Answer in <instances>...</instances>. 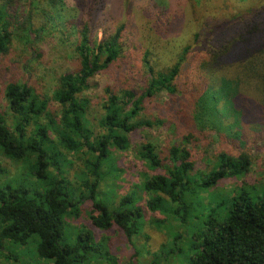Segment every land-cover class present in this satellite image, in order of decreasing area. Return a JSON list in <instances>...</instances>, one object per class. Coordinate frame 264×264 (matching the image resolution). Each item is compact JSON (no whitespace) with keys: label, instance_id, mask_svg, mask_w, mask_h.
Returning <instances> with one entry per match:
<instances>
[{"label":"trees","instance_id":"16d2710c","mask_svg":"<svg viewBox=\"0 0 264 264\" xmlns=\"http://www.w3.org/2000/svg\"><path fill=\"white\" fill-rule=\"evenodd\" d=\"M132 1L128 18L103 24L102 38L96 33L106 0L79 2L85 16L67 22L77 24V64L59 77L51 98L57 109L27 83L5 86V112L12 122L0 102V154L25 167L17 178L0 182V260L20 264L17 249L30 242L40 264L106 260L110 251L96 231H118L129 241L142 231L136 193L118 203L104 201L98 190L100 170L114 150L129 149L132 134L164 124L141 113L147 99L167 92L178 101L170 117L177 139L158 146L146 138L139 149L141 187L149 195L157 194L147 200L148 208L157 210L164 198L178 205L175 213H187V199L193 198L196 186L237 181L224 215L211 214L204 229L192 237L189 264H264V178L251 175L254 154L264 149V0L236 4V12L251 15L242 25L208 30L199 22L196 28L178 26L174 34L170 26H160L159 46L146 50L143 57L145 84L105 87L97 101L102 112L96 127L89 117V92L97 87L96 77L137 50L128 34L129 17L135 12H130ZM151 6L164 15L163 1L153 0ZM65 10L66 0H0V59L16 43L39 42ZM60 146L81 153L83 184L74 186L68 180L63 168L67 155ZM196 153L209 159L204 170H194ZM26 176L40 187L28 185ZM81 207H87L86 227L65 242L66 218L77 216ZM177 240L175 249L156 253L150 264L174 256ZM132 264L145 263L135 254Z\"/></svg>","mask_w":264,"mask_h":264},{"label":"rangeland","instance_id":"374dc122","mask_svg":"<svg viewBox=\"0 0 264 264\" xmlns=\"http://www.w3.org/2000/svg\"><path fill=\"white\" fill-rule=\"evenodd\" d=\"M81 0H66L67 10L62 12V19L52 22L49 30L44 32L39 42L32 46L25 44H15L10 54L0 59V102L1 111L9 122H12L11 115L5 112L6 99L4 97L5 86L10 82L27 83L34 87L43 97L50 100L51 107L57 109V104L53 98L54 92L59 85V77L66 72L72 71L77 64V54L75 43L78 38L76 25L68 20L79 21L85 16V10L79 3ZM131 1V0H130ZM129 0H106L103 15L100 16L102 23L96 35L102 38L104 35V25L128 18ZM163 1L166 11L161 17L158 8H152L153 0H133V12L130 14V25L128 34L130 40L135 41L137 50L127 60L115 62L104 74L96 77V89L89 92L93 102L89 107V117L98 127L97 119L100 117L102 109L97 101L102 97L103 89L107 86L141 87L147 79V70L143 63L146 50L159 46L158 31L163 27H171L172 34L178 26L189 24L188 28H196L199 22L203 26L212 30L215 26H229L231 24L242 25L250 18V14L239 10L236 12V4L246 0H155ZM147 6V7H146ZM146 7V8H145ZM136 8V9H135ZM132 15V16H131ZM71 17V18H70ZM125 17V18H124ZM115 26V25H113ZM170 37L168 36L166 40ZM31 45V44H30ZM128 61V62H127ZM178 101L167 92L157 94L146 100L145 109L141 115L153 121L164 120V124H157L146 131H139L131 136L130 146L127 151L114 150L113 154L100 170L101 178L98 185L99 192L103 193L104 201L112 200L118 203L120 199L130 193H136L139 204L142 207L143 216L140 218L142 231L129 241L121 232L96 231V237L107 243L110 251L109 259L93 261L88 260L85 264H132V256L137 254L138 259L145 264H150L156 257V253L171 251L175 249L173 241L177 238L178 252L166 260L160 259V264H189L190 256L193 252L192 237L204 229L211 214L221 217L226 212L231 192L238 185L237 181L229 180L210 187L201 188L196 186L189 197L190 202L187 213L182 210L181 214L174 212L178 205L167 203L162 198L161 205L153 211L148 208L147 200L156 193L147 194L141 187L142 178L137 172L143 169L142 158L139 155L140 144L146 138L156 143L158 146L174 142L177 139L171 121V115L177 111ZM179 130L177 132H180ZM60 148L66 153L67 160L64 161V171L72 185L84 183V163L81 153ZM194 170H204L209 164V159L202 158L200 153L195 155ZM252 177L254 179L264 178V149L256 151L254 154ZM1 181H11L17 178L24 169V164L15 161L3 154H0ZM152 172V171H150ZM55 173V172H54ZM28 185L40 187L35 178L25 177ZM138 184V187L137 185ZM194 199V200H193ZM174 206V207H173ZM79 208L77 216L66 218L65 242H71L78 230L86 227V209ZM144 208V209H143ZM187 214L185 217L184 215ZM179 215V217H177ZM183 216V217H182ZM34 244L23 246L17 249V256L20 264H40L35 252L32 253ZM0 264H6L0 260ZM41 264H47L42 262Z\"/></svg>","mask_w":264,"mask_h":264}]
</instances>
